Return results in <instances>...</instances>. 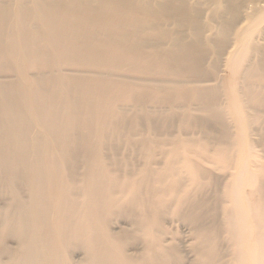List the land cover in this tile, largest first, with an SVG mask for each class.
<instances>
[{
    "label": "bare ground",
    "instance_id": "bare-ground-1",
    "mask_svg": "<svg viewBox=\"0 0 264 264\" xmlns=\"http://www.w3.org/2000/svg\"><path fill=\"white\" fill-rule=\"evenodd\" d=\"M0 264H264V0H0Z\"/></svg>",
    "mask_w": 264,
    "mask_h": 264
},
{
    "label": "rangeland",
    "instance_id": "rangeland-1",
    "mask_svg": "<svg viewBox=\"0 0 264 264\" xmlns=\"http://www.w3.org/2000/svg\"><path fill=\"white\" fill-rule=\"evenodd\" d=\"M220 74H221L222 76H227V74H228V70H227V68H226V63H225V61H222V63H221Z\"/></svg>",
    "mask_w": 264,
    "mask_h": 264
}]
</instances>
